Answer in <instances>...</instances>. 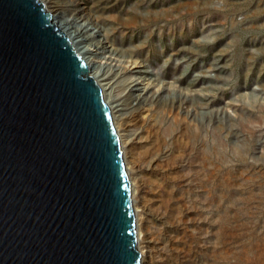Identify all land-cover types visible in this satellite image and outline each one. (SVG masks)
Returning a JSON list of instances; mask_svg holds the SVG:
<instances>
[{
    "label": "rangeland",
    "instance_id": "374dc122",
    "mask_svg": "<svg viewBox=\"0 0 264 264\" xmlns=\"http://www.w3.org/2000/svg\"><path fill=\"white\" fill-rule=\"evenodd\" d=\"M52 1L166 100L127 117L151 264H264V0Z\"/></svg>",
    "mask_w": 264,
    "mask_h": 264
},
{
    "label": "water",
    "instance_id": "95a60500",
    "mask_svg": "<svg viewBox=\"0 0 264 264\" xmlns=\"http://www.w3.org/2000/svg\"><path fill=\"white\" fill-rule=\"evenodd\" d=\"M40 0H0V264H141L110 108Z\"/></svg>",
    "mask_w": 264,
    "mask_h": 264
},
{
    "label": "bare ground",
    "instance_id": "6f19581e",
    "mask_svg": "<svg viewBox=\"0 0 264 264\" xmlns=\"http://www.w3.org/2000/svg\"><path fill=\"white\" fill-rule=\"evenodd\" d=\"M40 1L43 2L45 9L51 12V21L55 22L65 32L73 48L87 63V67H89V70H87L88 74L95 78L102 89L103 99L110 108L113 125L121 147L125 170L130 183V195L135 213L136 246L140 252L141 264H151L150 246L152 241L147 237V231L143 226L146 219V207L144 208L145 204L144 206L142 205V200L144 199L143 193L145 192L144 187L146 185L143 187V182L141 183L137 154L135 156L134 151H132L133 144L137 142L140 136L138 133L133 132V130L131 131V128H128L127 117L129 111L135 113L150 109L157 111L159 108H165L166 100L162 99L159 101L157 99V101V94H150L148 92L147 83L144 82L145 70L137 66L138 62L134 59L132 60L130 53H126L115 46L109 45L105 39L107 34L103 33L93 23L94 21L78 19L73 15L74 13L72 15L64 13L63 8L52 0ZM127 72H132V74L126 77L124 74ZM137 74L140 76H137ZM119 81H123L125 84L124 91L121 94L115 88ZM177 92L180 91L178 90ZM125 96L131 99L127 105L124 103ZM177 102L179 103L178 106H181V100L178 99ZM141 117L144 118L145 116L143 117L142 115ZM142 125L143 127L145 126L144 128L148 127L146 126L147 123L146 125Z\"/></svg>",
    "mask_w": 264,
    "mask_h": 264
}]
</instances>
